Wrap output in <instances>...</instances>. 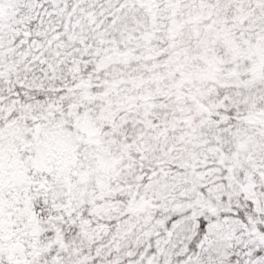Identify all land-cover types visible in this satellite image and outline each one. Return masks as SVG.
Wrapping results in <instances>:
<instances>
[{"label": "snow or ice", "instance_id": "snow-or-ice-1", "mask_svg": "<svg viewBox=\"0 0 264 264\" xmlns=\"http://www.w3.org/2000/svg\"><path fill=\"white\" fill-rule=\"evenodd\" d=\"M0 264H264V0H0Z\"/></svg>", "mask_w": 264, "mask_h": 264}]
</instances>
